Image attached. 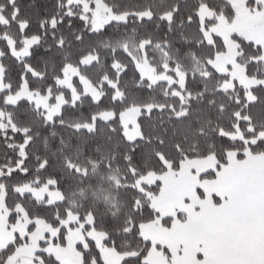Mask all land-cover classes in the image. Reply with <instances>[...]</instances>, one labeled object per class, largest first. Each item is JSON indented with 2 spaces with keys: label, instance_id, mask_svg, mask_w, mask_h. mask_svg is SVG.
I'll use <instances>...</instances> for the list:
<instances>
[{
  "label": "snow or ice",
  "instance_id": "snow-or-ice-1",
  "mask_svg": "<svg viewBox=\"0 0 264 264\" xmlns=\"http://www.w3.org/2000/svg\"><path fill=\"white\" fill-rule=\"evenodd\" d=\"M27 8L0 0V264H264V0Z\"/></svg>",
  "mask_w": 264,
  "mask_h": 264
},
{
  "label": "trees",
  "instance_id": "trees-1",
  "mask_svg": "<svg viewBox=\"0 0 264 264\" xmlns=\"http://www.w3.org/2000/svg\"><path fill=\"white\" fill-rule=\"evenodd\" d=\"M128 2L129 3H134V2H137V0H128ZM36 3H39V4H47V3H49V0H21V4L24 7L25 13L28 12V8H27L28 5H33V4H36ZM84 111L86 113L87 109L85 108ZM260 111H261L260 106H257L254 109V112L256 114H259ZM99 142H101V141H97V143H99ZM94 146L95 145H89V150H91V148L94 147ZM39 147L41 148V150H43V146L42 145H39ZM0 151H3V149H0ZM107 219L110 220V217L107 218Z\"/></svg>",
  "mask_w": 264,
  "mask_h": 264
}]
</instances>
